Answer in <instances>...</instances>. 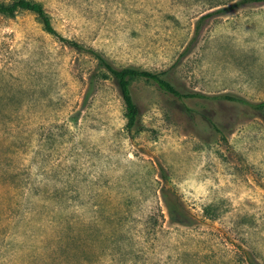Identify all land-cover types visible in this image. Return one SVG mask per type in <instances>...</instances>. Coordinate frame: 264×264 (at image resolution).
<instances>
[{
	"label": "rangeland",
	"instance_id": "obj_1",
	"mask_svg": "<svg viewBox=\"0 0 264 264\" xmlns=\"http://www.w3.org/2000/svg\"><path fill=\"white\" fill-rule=\"evenodd\" d=\"M34 1L62 36L116 67L164 72L181 91L264 100V1ZM131 88L143 128L130 135L91 53L30 11L0 13V206L10 204L0 264H264L258 111L177 98L141 76Z\"/></svg>",
	"mask_w": 264,
	"mask_h": 264
},
{
	"label": "trees",
	"instance_id": "obj_2",
	"mask_svg": "<svg viewBox=\"0 0 264 264\" xmlns=\"http://www.w3.org/2000/svg\"><path fill=\"white\" fill-rule=\"evenodd\" d=\"M264 0H238L234 6L240 5L242 3H255L263 2ZM18 10H27L34 13L42 24L43 29L54 36L56 39L62 43L74 47L75 49L86 51L91 53L98 61L100 67L107 73V75L112 79V82L115 84L123 104V117H124V126L123 129L126 134H133L134 132L140 131L143 128L140 120V109L136 103L132 88H131V79L135 76L144 77L150 81H153L160 89L164 92L171 94L177 98L185 97H204V98H222L226 100L236 101L239 103L247 104L258 111L264 120V100L259 102H250L240 96L233 94H221L207 96L201 92L196 91H181L178 89L164 74V72L152 71L149 69L140 68L137 66L127 65L123 67L114 66L107 58H105L99 51L92 47L84 46L78 43L75 40L69 39L62 36L52 25L50 16L44 9L41 3L34 0H12L10 2H1L0 1V13L8 16L14 15ZM222 8H218L211 12H206L202 14L196 24V33L199 29V24L205 18L211 16L217 11H222ZM183 110L187 113L196 112L199 116L204 118L209 124L215 127L213 119L205 111H195L194 109L183 105ZM10 208V204L0 206V221H2L6 215L7 209ZM248 264H261L255 257L248 258Z\"/></svg>",
	"mask_w": 264,
	"mask_h": 264
}]
</instances>
